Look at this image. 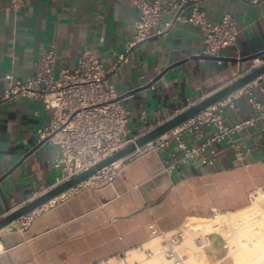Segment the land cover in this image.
I'll list each match as a JSON object with an SVG mask.
<instances>
[{"label": "crops", "instance_id": "obj_1", "mask_svg": "<svg viewBox=\"0 0 264 264\" xmlns=\"http://www.w3.org/2000/svg\"><path fill=\"white\" fill-rule=\"evenodd\" d=\"M198 1L211 23L225 14L236 17L237 46L224 49L218 59L205 58L201 28L184 23L160 34L168 15L121 63L139 17L132 0H25L18 10L11 0H0V180L14 170L0 183V217L57 186L60 177L53 165L58 146L47 141L30 154L44 141L41 131L50 127L52 112L33 96L5 101L8 76L33 78L42 51L52 44L57 71H74L89 50L112 71L111 83L133 113L128 137L137 138L146 125L162 124L261 64L247 59L264 52V0ZM251 93L261 109L251 103ZM233 102L224 123L242 126L217 145L212 165L197 159L170 173V165L185 153L176 142L141 149L121 162L111 184L75 188L44 205L28 228L14 223L0 231L6 250L0 264H108L114 259L131 264L133 256L146 259L132 264H165L160 256L154 259L160 237L181 232L190 217L210 220L207 212L217 210L214 198L235 195L241 173L264 167V76L233 94ZM214 132L206 126L203 135L183 140L187 147L200 145ZM259 203L264 209V196ZM195 243L204 254L192 257L186 250L188 264H233L223 233H208Z\"/></svg>", "mask_w": 264, "mask_h": 264}, {"label": "built area", "instance_id": "obj_2", "mask_svg": "<svg viewBox=\"0 0 264 264\" xmlns=\"http://www.w3.org/2000/svg\"><path fill=\"white\" fill-rule=\"evenodd\" d=\"M260 1L253 0V3ZM24 2L25 0H11V7L18 10ZM132 2L139 11V17L135 23L134 41L130 43L128 51L120 56L121 63L129 60L133 49L154 36L153 29L168 15L171 19L165 22V30L160 34L167 35L179 24L184 23L201 28L205 32L203 52L205 56L218 58L224 49L238 45L239 27L236 17L225 14L221 21L211 23L198 0H154L153 3L132 0ZM263 63L261 61V64ZM56 67L57 47L52 44L49 49L42 51L33 78L18 80L13 75L8 76L9 88L4 100L12 101L23 96H33L42 100L46 109L52 112V123L47 130L41 131V135L44 140L58 146L53 165L60 173L58 184H61L126 146L131 141L127 127L133 113L112 85V71L95 53L83 51L74 71L66 68L57 71ZM250 95L251 103L257 109H261L258 98L253 93ZM227 107H234L233 95L172 129L146 148L166 147L176 142L185 151L181 160L170 165L168 168L170 173L197 159H201L206 165H212L210 157L217 153V145L242 126L229 128L225 125L224 115ZM247 124L252 125L253 122L249 121ZM206 126L215 127L213 135L207 137L200 145L187 147L183 137L203 135V128ZM151 129L152 126L146 125L142 130L143 134ZM120 163L100 170L75 188H97L111 184L118 174ZM43 207L14 222L17 228L22 230L28 228ZM184 239V233L178 232L163 241L161 251L172 264H188L187 254L180 248ZM5 252L0 240V256ZM149 255L152 256L153 252L150 251Z\"/></svg>", "mask_w": 264, "mask_h": 264}, {"label": "water", "instance_id": "obj_3", "mask_svg": "<svg viewBox=\"0 0 264 264\" xmlns=\"http://www.w3.org/2000/svg\"><path fill=\"white\" fill-rule=\"evenodd\" d=\"M208 59H218L214 57L204 56ZM252 60H261L264 62V52L252 56L247 59V61ZM166 73V72H165ZM264 76V63L261 65L256 66L254 69L248 71L247 73L243 74L236 80L232 81L230 84L225 86L224 88L218 90L214 94L203 98L201 101L193 104L192 106L187 107L180 113L176 114L175 116L169 118L168 120L164 121L162 124L154 127L150 131L138 136L137 138L131 139V141L121 148L119 151L115 152L113 155L105 158L104 160L97 163L95 166L91 167L90 169L74 176L73 178L58 184L57 186L51 188L50 190L42 193L38 197L34 198L32 201L12 210L8 214L0 217V231L6 229L14 222L19 220L21 217L28 215L29 213L43 207L44 205L50 203L51 201L57 199L61 195L67 193L68 191L72 190L73 188L77 187L78 185L82 184L86 180L93 177L97 172L100 170L117 163L119 161H123L126 158L130 157L131 155L135 154L141 149L146 148L150 143L154 142L155 140L159 139L163 135L167 134L172 129L184 124L185 122L189 121L190 119L194 118L201 112L205 111L209 107L217 104L218 102L224 100L225 98L235 94L236 92L242 90L252 82L258 80L259 78ZM48 140H44L39 146H37L30 154L34 153L37 149H39L43 144H45ZM28 154V155H30ZM27 155V156H28ZM22 163V162H20ZM20 165V164H19ZM18 165V166H19ZM17 166V167H18ZM11 170L10 173H12ZM9 173V174H10ZM8 174V175H9ZM7 175V176H8ZM3 177L0 180V183L7 177Z\"/></svg>", "mask_w": 264, "mask_h": 264}, {"label": "rangeland", "instance_id": "obj_4", "mask_svg": "<svg viewBox=\"0 0 264 264\" xmlns=\"http://www.w3.org/2000/svg\"><path fill=\"white\" fill-rule=\"evenodd\" d=\"M239 178H240V182H241L240 187H239V190L235 193V195L238 196L237 201L230 203V202L222 201L221 198L219 197L218 199H219V202H220V205L222 206V208L220 206L216 205V203L214 201V203L217 207V210H210L207 212V215H208L207 217H209L210 220H207V221L204 220V222H206V223L208 222L209 224H212L210 228H205L204 230L202 229L199 232V231L190 229L189 227L183 226L181 232L184 233V236H185L184 242H186V244L180 248L184 251L191 250L190 253H191L192 257L194 256L195 253L201 252L204 254V249L202 247L198 248V246L195 243V240L198 237L205 236L208 233H219V232L223 233L225 235V237L229 240V259L232 261L233 264H250L256 258V256L254 255L255 252L260 253V252L264 251V236L259 238L260 246H253V243L250 242L249 248H246L243 246V241H241L242 239L249 241V237H251V236L254 237L255 230H253V226L256 224V221H258L260 219L264 220V209L262 208L261 204L259 203L262 200L264 193L262 191L260 193H257V191L260 190V187L264 188V167L258 168L256 170H250L248 172H243L240 174ZM260 195H261L260 201L258 202V204L256 206L254 204L253 200L257 196L260 197ZM232 196H234V195H232ZM216 199L217 198H214V200H216ZM252 204H253L254 208L252 210H249L248 213L246 211V213L248 215L247 214H245V215H247V216L244 215V212H242V214L240 212L238 214V217H237L238 222L235 223L234 225H230L228 222H222L221 218L223 217V215H227L231 211H234V210H239L240 207H243V206L245 207L246 205H252ZM229 205L233 208H230V209H224L223 208L224 206H229ZM255 206H256V208H255ZM258 206H260V208ZM258 214H260V215L256 216ZM244 218H246V219H244ZM248 218H250V220ZM247 219H248V221H247ZM220 221L223 223V224H221L222 225V228H220L221 230L220 229L214 230L213 226L216 225L217 223H221ZM223 225H226V229H224ZM260 226H261L262 230L264 231V222H260ZM245 227L247 228V230L244 231ZM230 228H231V230H230ZM232 230H233V232H232ZM236 232L237 233L239 232V234H237ZM176 233L177 232L169 234L167 236L170 237ZM233 234H234V236H233ZM160 238L157 241L158 249L156 250V254H155L154 259H156L157 257L160 256L165 260V264H172V263H169L168 261H166V258L161 251L162 250L161 242L163 241L164 238L163 237H160ZM241 246H243L244 248ZM237 247H239L238 248L239 252L236 254L235 249H237ZM243 258H244V260H243ZM143 259H146V257L143 256L140 259V257L133 256L132 258H128V262L132 264L135 260H143ZM246 261H247V263H246ZM116 262H117V260L114 259V260L110 261L108 264H115ZM121 264H125L124 261H122ZM262 264H264V261L262 262Z\"/></svg>", "mask_w": 264, "mask_h": 264}, {"label": "bare ground", "instance_id": "obj_5", "mask_svg": "<svg viewBox=\"0 0 264 264\" xmlns=\"http://www.w3.org/2000/svg\"><path fill=\"white\" fill-rule=\"evenodd\" d=\"M121 161H119V162H117L116 164H119ZM73 192V191H72ZM68 194V193H67ZM62 197H65L64 196V194L63 195H61ZM260 198H261V195H260V197H255L254 198V200H253V202H254V204L257 206V204H258V202L260 201ZM56 200V199H55ZM55 200H53V201H51L50 203H52V202H54ZM50 203H48V204H50ZM256 206H255V208H256ZM254 207H253V204L251 205V206H249V207H247L246 209H244L243 211L241 210V211H239V213L241 212V214H242V212H244V215L245 214H247L248 212H249V210H252ZM44 211V210H43ZM246 211H247V213H246ZM239 213H237V214H227V215H224L222 218L223 219H221L222 220V222H228L230 225H234L235 223H237L238 222V214ZM243 215V216H244ZM248 215V214H247ZM247 215H245V216H247ZM260 214H258V215H256V216H259ZM249 217V216H248ZM242 218V217H241ZM240 218V219H241ZM244 219H246V218H244ZM249 220H250V218H248ZM248 219H247V221H248ZM206 220V219H205ZM208 220V219H207ZM206 220V221H207ZM221 222V221H220ZM217 223L216 225H214L213 226V228H214V230H219L220 228H222L221 226V224H223V223ZM245 222V221H244ZM260 222H264V220L263 219H260V220H258V221H256V224L253 226V230H255V235H254V237H249V241H246L245 239H242L241 241H243V246L244 247H246V248H249V246H250V242H252L253 243V246H260V240H259V238L260 237H263L264 236V231L262 230V228H261V226H260ZM211 225L212 224H209L208 222L206 223V222H204V220L203 219H199V218H195V217H190V218H188L187 220H186V222H185V226L186 227H189L190 229H193V230H196V231H199L200 232V230H204L205 228H210L211 227ZM11 227V226H10ZM212 228V229H213ZM237 229V228H236ZM207 230V229H206ZM205 230V231H206ZM221 230V229H220ZM230 230H231V228H230ZM245 230H247V228L245 227L244 228V231ZM6 231V230H5ZM195 231V232H196ZM208 231V230H207ZM232 232H233V230H232ZM237 233V232H236ZM237 234H239V232L237 233ZM236 235V234H235ZM233 236H234V234H233ZM161 239V238H160ZM154 243V242H153ZM243 246H241V247H243ZM243 247V248H244ZM239 247H237V249H235V251H236V254L239 252V249H238ZM235 253V252H234ZM137 254V253H136ZM254 255L256 256V258H255V260L254 261H252V263H250V264H262V262L264 261V251H262V252H260V253H254ZM243 260H244V258H243ZM246 263H247V261H246Z\"/></svg>", "mask_w": 264, "mask_h": 264}, {"label": "trees", "instance_id": "obj_6", "mask_svg": "<svg viewBox=\"0 0 264 264\" xmlns=\"http://www.w3.org/2000/svg\"><path fill=\"white\" fill-rule=\"evenodd\" d=\"M238 199V196L234 195V196H227V197H224L223 199H221L222 201H226V202H230V203H233L235 201H237ZM216 205L220 206L222 208V206L220 205V202H219V199L217 198L216 200H214ZM224 209H230V208H233L231 207L230 205L229 206H224L223 207Z\"/></svg>", "mask_w": 264, "mask_h": 264}]
</instances>
